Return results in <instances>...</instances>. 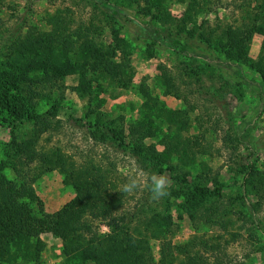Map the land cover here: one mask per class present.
I'll return each instance as SVG.
<instances>
[{"label": "rangeland", "instance_id": "obj_1", "mask_svg": "<svg viewBox=\"0 0 264 264\" xmlns=\"http://www.w3.org/2000/svg\"><path fill=\"white\" fill-rule=\"evenodd\" d=\"M111 1L141 23H147L148 18L140 12V7L126 0ZM189 2L166 0L169 19L184 15ZM206 6L210 8L209 12L199 8L195 21L184 27L186 36L181 37V41L189 55L155 46L152 55L148 56L141 27L115 19L89 1L0 0V57L14 40L29 30L50 29L47 20L58 12L67 13L72 26L92 24L96 30L95 39L103 43H110L111 30L119 28L120 36L130 43V86L121 88L106 83L99 98L81 97L74 91L76 76L70 75L61 80L57 91L47 95L44 90L43 97L33 99L35 111L43 113L51 102H56L59 109L51 128L40 135L35 148L43 155L58 148L77 167L88 162L106 167L118 181L119 189L138 169L151 174L141 167L129 149L91 137V131L94 132L91 123L95 122L96 114L106 121L123 117L122 122L126 123L144 113L138 86L145 82L156 97L162 114L154 117L153 131L145 134L144 142L155 143L161 149L158 140L167 127L176 130L172 121L177 119L182 120L176 130L181 136L203 134L205 141L213 143V153L198 156L196 160L206 163L207 172L198 176L200 167L197 162L194 167L179 165L180 169L173 173H187L188 181L210 192L202 197L191 189H182L172 173L166 171L163 174L172 181L169 196L153 201L150 193L141 187L133 195L123 194L122 205L115 213L125 215L130 221L129 231L146 235L158 228L152 225L145 228V221L168 217L171 224L161 235L170 239L173 246L183 244L193 236L219 242V249L205 254L209 263L264 264V194L255 207V222H252L242 204L239 188L247 156L250 154V160L256 161L259 168L264 161V81L246 64L237 69L234 64L226 62L223 52L207 49L202 43L208 31L215 34L227 24L242 26L256 21L264 27V0H207ZM262 38L258 32L253 34L248 51L250 57H257ZM164 71L175 83V89L168 94L163 93L159 81ZM22 86L25 94L26 84L23 82ZM33 129L32 119L15 120L10 124L0 122V161L5 162L2 173L13 180L17 178L14 167L24 171L25 179L36 194V199L30 202L34 212L37 213L40 207L46 212H54L74 195V190L63 182L64 174L57 168L39 172V158L25 161L23 157L15 156L16 144L29 138ZM172 163L175 164L176 160ZM216 183L220 186L219 191L213 194ZM248 198L253 203L258 200L254 192H248ZM20 200L27 201L28 198ZM186 200L193 202V217L184 209ZM206 207L212 209L205 211ZM93 227L103 239L116 229L97 219ZM149 243L154 262H157L160 239L150 237ZM61 247L58 236L51 232L41 233L32 246L34 255L20 257L14 264H69L64 260Z\"/></svg>", "mask_w": 264, "mask_h": 264}, {"label": "trees", "instance_id": "obj_2", "mask_svg": "<svg viewBox=\"0 0 264 264\" xmlns=\"http://www.w3.org/2000/svg\"><path fill=\"white\" fill-rule=\"evenodd\" d=\"M86 1L115 19L141 27L148 56L152 55L155 46L189 55L185 43L181 41V37L186 36L184 27L195 21L199 8H203L205 13L210 10L206 6L207 0L202 3L190 0L186 13L174 20L168 17L166 0H126L140 7V12L148 18L144 24L111 0ZM46 25L51 28L29 30L19 36L0 57V114H4L0 122L10 124L15 120L32 119V135L16 144L15 156L23 157L25 161L39 158V172L57 168L64 174L63 182L72 186L74 195L54 212H46L40 207L36 213L30 203L36 199V194L25 179V172L14 167L17 178L7 179L2 173L5 162L0 161V264H14L20 257L34 255V241L44 232H51L61 239V253L69 264H218L209 263L205 254L219 249V242L193 236L185 243L173 246L170 239L163 238L161 232H166L171 224L168 217L145 221V228L151 225L158 228L150 235L129 231L130 221L125 215L115 213L122 205L123 193L108 168L94 162L77 167L58 148L47 151L45 155L37 151L35 144L40 135L51 128L59 105L51 102L48 109L38 113L33 105L36 96L43 97L44 90L47 95L57 91L62 79L75 75L77 83L74 91L81 97L97 99L106 83L128 88L132 76L130 43L120 36L119 28L111 30L110 43H103L95 39L96 30L92 24L72 26L68 14L64 12L52 15ZM255 32L263 38L254 59L248 51ZM202 43L207 49L223 52L226 62L234 64L237 69L246 64L264 81L263 25L256 21L242 26L227 24L215 34L208 31ZM159 81L164 94L175 89L174 80L168 72L164 71ZM23 82L26 84L25 94ZM138 92L143 98L141 107L144 113L126 123L122 122L123 117L106 121L96 114L95 122L91 123L94 130L91 137L99 141L109 140L117 147L129 149L145 171L157 174L169 171L182 189H191L204 197L209 190L188 181L187 173L173 172L180 169L179 165L194 167L198 156L212 154L213 143L205 141L203 134L181 136L176 130L182 120L177 119L172 121L176 130L167 127L161 133L158 140L161 149L155 143L146 144L145 134L153 131L154 117L162 112L145 82L139 84ZM118 121L120 124H117ZM250 158L249 154L246 165L242 167L239 188L249 219L255 222V207L264 194V161L259 168L256 161ZM174 159L175 164L172 163ZM198 165V176H201L208 167L206 163L198 162ZM215 186L213 194H218L220 186L218 183ZM248 192H254L258 200L254 203L250 201ZM24 197L28 200H20ZM186 202L184 209L193 217V202ZM211 209L206 207L205 211ZM95 219L106 221L116 229L103 239L94 230ZM150 237L160 239L157 262H154L150 248Z\"/></svg>", "mask_w": 264, "mask_h": 264}, {"label": "clouds", "instance_id": "obj_3", "mask_svg": "<svg viewBox=\"0 0 264 264\" xmlns=\"http://www.w3.org/2000/svg\"><path fill=\"white\" fill-rule=\"evenodd\" d=\"M172 181L167 175L151 173L147 174L139 170L129 176L126 183L120 186L119 191L123 194L133 195L141 187L145 188L153 201L161 200L170 195Z\"/></svg>", "mask_w": 264, "mask_h": 264}]
</instances>
